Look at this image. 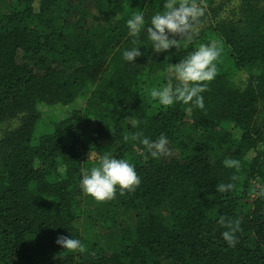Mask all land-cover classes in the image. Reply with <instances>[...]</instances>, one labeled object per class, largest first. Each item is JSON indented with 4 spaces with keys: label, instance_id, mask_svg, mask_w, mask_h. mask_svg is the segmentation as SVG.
<instances>
[{
    "label": "trees",
    "instance_id": "trees-1",
    "mask_svg": "<svg viewBox=\"0 0 264 264\" xmlns=\"http://www.w3.org/2000/svg\"><path fill=\"white\" fill-rule=\"evenodd\" d=\"M165 3L0 0V264H264V0H200L189 47L154 54L142 35V55L124 61L131 13L147 20ZM209 43L221 53L202 110L150 100L178 83L169 64ZM136 132L165 135L168 153L123 141ZM105 153L141 183L97 202L80 177ZM222 217L240 221L235 246Z\"/></svg>",
    "mask_w": 264,
    "mask_h": 264
},
{
    "label": "clouds",
    "instance_id": "clouds-1",
    "mask_svg": "<svg viewBox=\"0 0 264 264\" xmlns=\"http://www.w3.org/2000/svg\"><path fill=\"white\" fill-rule=\"evenodd\" d=\"M203 15L204 8L200 0H166L163 10L154 13L147 20L143 11H133L126 21L127 34L131 38L132 46L122 51V59L134 65L135 60L142 55L140 51L143 43L142 35L150 42L154 54L169 52L181 44L185 48L189 47L193 42L194 26ZM220 53L221 49L215 43L200 44L177 63L169 64L168 68L178 83L173 85L168 82L162 86H153L147 93L150 100L164 108L180 103L188 106L185 110L189 113L194 108L202 110L205 106L202 94L207 90L208 82L214 80L217 75L216 61ZM122 139L126 143L143 145L153 158L166 155L169 151L168 138L163 134L152 140L142 132H136L125 134ZM225 165L228 168L238 169L240 162L236 159H227ZM140 183L135 166L128 159L116 158L105 153L99 158L96 166L82 170L79 186L85 196L103 202L112 200L117 188L120 190V195H124L126 192L135 191ZM232 188L231 183H221L216 191L225 193ZM258 195L264 197V190ZM220 222L226 229L221 233L223 241L229 246H235L237 243L235 234L240 231V221L222 217ZM56 244L69 252L80 254L86 252V247L79 238L60 236Z\"/></svg>",
    "mask_w": 264,
    "mask_h": 264
},
{
    "label": "rangeland",
    "instance_id": "rangeland-1",
    "mask_svg": "<svg viewBox=\"0 0 264 264\" xmlns=\"http://www.w3.org/2000/svg\"><path fill=\"white\" fill-rule=\"evenodd\" d=\"M76 106H81V104H77ZM53 112L57 114V116H58L59 119H61L63 117H66L65 109H58V108H56V109L53 110ZM67 115H69V113Z\"/></svg>",
    "mask_w": 264,
    "mask_h": 264
}]
</instances>
